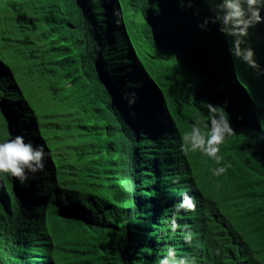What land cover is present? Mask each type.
I'll list each match as a JSON object with an SVG mask.
<instances>
[{"label": "trees", "instance_id": "1", "mask_svg": "<svg viewBox=\"0 0 264 264\" xmlns=\"http://www.w3.org/2000/svg\"><path fill=\"white\" fill-rule=\"evenodd\" d=\"M219 3L0 0V143L46 153L23 184L0 174V264H159L169 247L264 264V23L241 45L252 68ZM208 104L234 134L195 175L182 137L207 133Z\"/></svg>", "mask_w": 264, "mask_h": 264}, {"label": "clouds", "instance_id": "2", "mask_svg": "<svg viewBox=\"0 0 264 264\" xmlns=\"http://www.w3.org/2000/svg\"><path fill=\"white\" fill-rule=\"evenodd\" d=\"M218 15L212 22L219 21L221 32L234 37L232 53L241 58L252 68L258 65L254 60V52L250 47L242 48L244 38L248 35V29L258 23H264L261 16V9H264V0H220L216 5ZM207 22V21H206ZM135 95L134 93L132 94ZM134 100L129 101L133 103ZM208 116L203 132L199 123L192 126L191 131L182 137L184 151H199L205 156L215 160L217 165H221L222 158L219 153L225 138L234 134V128L230 119L224 112L212 104H208ZM44 146H36L25 143L24 137H16L0 143V174L14 177L22 184L29 179V174H35L44 170L45 158ZM227 171V166H219L212 170L214 176H221ZM195 211V198L187 193L183 194L181 203L176 206V210ZM173 229L177 226L172 225ZM192 233L185 234L186 243H190ZM159 264H195L194 257H177L176 250L169 247L167 255L162 258Z\"/></svg>", "mask_w": 264, "mask_h": 264}, {"label": "rangeland", "instance_id": "3", "mask_svg": "<svg viewBox=\"0 0 264 264\" xmlns=\"http://www.w3.org/2000/svg\"><path fill=\"white\" fill-rule=\"evenodd\" d=\"M192 155V166L194 168V174L195 175H211V173L208 171V166L206 163H204L203 156L199 151L196 152H189V156Z\"/></svg>", "mask_w": 264, "mask_h": 264}]
</instances>
